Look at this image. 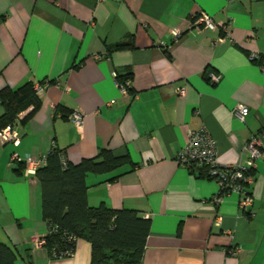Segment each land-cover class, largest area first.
Listing matches in <instances>:
<instances>
[{
	"label": "crops",
	"instance_id": "1",
	"mask_svg": "<svg viewBox=\"0 0 264 264\" xmlns=\"http://www.w3.org/2000/svg\"><path fill=\"white\" fill-rule=\"evenodd\" d=\"M200 13L230 22L229 36L190 29ZM263 63L264 0H0V89L44 85L39 109L17 125L19 142L0 139V241L16 251L14 264H90L83 238L64 258L31 242L47 228L40 185L8 162L12 152L42 155L52 146L72 164L101 148L128 156L110 172L86 175L87 203L150 219L141 264H264V155L249 173V218L237 193L214 204L216 180L175 160L201 127L216 140L220 166L247 160L243 146L264 128ZM113 72L131 75L132 92L121 91ZM238 104L249 109L244 121L232 113ZM74 110L84 114L79 127L68 118ZM232 246L242 252L229 256Z\"/></svg>",
	"mask_w": 264,
	"mask_h": 264
},
{
	"label": "trees",
	"instance_id": "2",
	"mask_svg": "<svg viewBox=\"0 0 264 264\" xmlns=\"http://www.w3.org/2000/svg\"><path fill=\"white\" fill-rule=\"evenodd\" d=\"M125 46L119 43L115 48ZM117 79L130 80L131 75H117ZM0 103L3 107L0 128H3L16 121L29 120L41 106V99L34 83L27 82L16 88H1ZM128 162L126 154L116 156L107 148H101L97 155L77 164L67 161L55 146L45 154V163L37 168L35 176L41 190L49 257H70V251L75 250L76 242L72 239L75 237L90 242V264H141L150 219L144 218L137 209H112L104 203L97 206L87 203L86 175L107 173ZM203 174L205 169L200 168V175ZM16 256L11 246L0 241V264H14Z\"/></svg>",
	"mask_w": 264,
	"mask_h": 264
},
{
	"label": "built area",
	"instance_id": "3",
	"mask_svg": "<svg viewBox=\"0 0 264 264\" xmlns=\"http://www.w3.org/2000/svg\"><path fill=\"white\" fill-rule=\"evenodd\" d=\"M230 22L217 24L210 16L200 13L193 16L188 21V27L190 29L195 28L197 30L201 28L216 29L218 28L223 36H229L230 34ZM174 37L180 36V30L173 28L171 31ZM249 59L251 61H258L260 54L258 52H250ZM261 70L264 74V64L261 65ZM113 76L116 80V85L121 91L128 95L129 79L119 81L117 79V73L113 72ZM220 74H209V81L215 83L219 81ZM43 84L39 82L34 83V89L40 93L43 89ZM176 91L179 94H183L185 89L176 87ZM248 107L245 105H236L232 113L239 120L244 121L248 114ZM68 118L76 125L81 126L84 118V114L79 110H74L68 114ZM18 121L13 124H7L3 128H0V139L4 143L17 144L20 137L17 133ZM264 141V128L259 129L257 132L251 134L247 139L244 150L248 153V158L243 164H228L220 166L217 162L216 147L217 143L211 133L204 127L192 130L188 133L185 144L178 151L175 160L178 164H181L189 169H205V175L216 180L218 189L212 196L211 201L214 204H218L220 198L230 192H235L239 195L238 205L239 208L247 212L246 218L252 217L254 212L251 210L252 195L249 189L251 182V175L249 171L255 166V161L264 155L263 149ZM45 154L39 155H20L17 152H12L9 158L8 165L22 164L24 171L27 175H35L38 167L44 165ZM46 232L41 236H35L31 239V242L35 248L46 247ZM76 242V238L72 237ZM229 256H237L242 252V249L237 246H232L225 250ZM53 254L56 253L52 250ZM74 251H70V257Z\"/></svg>",
	"mask_w": 264,
	"mask_h": 264
}]
</instances>
